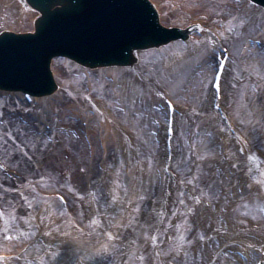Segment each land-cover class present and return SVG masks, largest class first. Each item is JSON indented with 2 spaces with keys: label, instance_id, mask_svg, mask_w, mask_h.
<instances>
[{
  "label": "bare ground",
  "instance_id": "bare-ground-1",
  "mask_svg": "<svg viewBox=\"0 0 264 264\" xmlns=\"http://www.w3.org/2000/svg\"><path fill=\"white\" fill-rule=\"evenodd\" d=\"M149 1L154 8H159V13L157 11L156 16L159 23L163 26L191 28L186 32V35L190 36L189 41L186 43L189 48L184 49L187 51L186 55L191 56L196 51L202 50L203 47L210 46L209 49L214 47L210 52L211 54L216 53L222 59L227 58L229 53L223 48H218L220 46L224 47V42H230L229 44L231 45L234 38L224 36L222 29L217 26V21L225 22V19H227L225 16L221 20V12L218 13L217 11L221 8L220 11L224 10L226 12L225 3L227 2L232 7H239V4L243 5L240 2L241 0ZM252 5L257 6L254 3ZM165 11H167L166 14H164ZM185 11L189 13L187 14ZM260 12V7L258 6L254 12L248 15L252 29L254 24L258 25L259 19L262 18ZM37 15L38 12L28 4L27 0H0V34L10 33V31L28 33L34 30L37 25ZM183 16L186 17L187 21L183 20ZM246 33L247 31H245ZM249 35L246 34V37ZM255 35L262 36V34ZM167 39H161L159 46L149 43L146 48L153 52H157V50L160 52L167 44L176 42L185 45L182 36L177 41L174 37L170 40L168 39V41ZM210 40H214V42L209 44ZM254 44V42H250L249 46ZM249 48L247 46L245 55H248L247 51ZM188 49H190L189 52ZM140 52H142L140 49L133 51L128 67H119L118 65L117 67H107L103 66V63L91 65L86 63V66H84L78 62L79 67L76 69L70 68L62 59L51 57L49 75L55 85L52 90L41 96L39 103L35 104L36 108L34 109L40 116L50 117L55 125H64L63 128L59 126L57 130L58 137L55 138V141L47 136L49 131L41 133L40 128H37L36 122L38 121L31 119L29 113L25 111L24 106H28V103L20 100L19 92H14L13 97L5 91V88L11 89V86L0 84V99L7 102V109L10 107L9 111H2L0 116L1 120H6L4 126L0 124V128L8 132L0 137L1 182H5L3 185L9 189L12 186V182H15V187H21L22 181L27 182L26 184L33 183L43 190L48 187L58 188V185L65 188L67 185L72 195H70L69 202L67 201L65 205L68 208H73V211L76 208L75 213L85 215L82 222L77 218L74 223L76 225L71 227L70 230L64 229L62 226L58 231L52 230L49 233H44L43 235L46 237L43 239L41 255H33L35 249L24 251L25 247L23 250L0 249V252H17L16 255H20L24 262H22L23 264L31 261L34 263L44 258L43 254L47 253V256H49L50 252L54 250L64 252L62 254L63 260L58 262L59 264H127L128 260L134 261V259L137 264H155L157 255L162 253L165 246L170 244L169 248L174 249L175 257L169 264H257L260 258L264 259V226L262 225L261 229L249 234L239 230L238 228L242 225L243 218H237L236 211L233 212L240 206L242 209L245 206L242 202L251 196L256 199L255 197L264 195L263 149L251 150L250 145L245 141L246 139L240 136V132L237 135L242 140L239 138L238 140L244 146L246 155H236L228 152L226 156H221L216 151L213 159L219 161V169L212 171L206 177L207 185H204L211 186L206 190L201 182L200 184H197L199 181L194 183L196 177L194 179L189 177L192 180L187 179L189 183L187 184L188 186H185L186 176L191 174V172L186 171V175L184 172L182 177L181 174L174 170V163L178 155L176 150L175 159L171 164L174 174L165 173L163 184L159 183L158 180L154 194L151 187L152 183L147 185V178L149 177H147L146 170L148 169L149 175H152V181H156L158 173L156 163L154 165L155 159L154 161L152 160L153 164L148 166L149 168H144L145 170L138 166V163L133 164L134 161L122 162V159L120 160L124 149L130 147L128 140L125 139L129 138L134 131L129 128L121 129V124L115 118H120V116H113L112 118L108 115L105 118L102 116L104 114L102 111L108 112L103 107L106 106L109 99L111 104L107 105L111 110L115 107L123 106L118 97L121 96L122 99L123 94L121 93L128 89L131 93L128 95L126 91V95L129 98H135L133 95L137 91H131L130 86L126 83L127 79L125 76L126 71H132L133 69L134 71H140L142 69ZM201 53L203 52L200 51L199 55ZM201 61L202 64H205V68L202 72L196 73V80H200L199 77L202 73L208 76L212 66H215L214 59L207 55L202 56ZM71 63L75 64V62ZM231 64L232 61L227 60L221 90L217 88L212 91L209 88L206 93L210 97L209 101L211 102L214 99V94H216V105L220 106L222 104V108L226 109L224 110L226 116L236 120V114L225 106L228 97L232 98L234 92L233 81L230 76L228 77L232 68ZM95 65L96 67H94ZM107 70L112 72L111 77L104 76ZM195 71L196 68L192 72ZM262 86L264 84L259 86L258 90L262 92L259 93V98L262 99L260 102L263 103L264 108V87ZM80 87L83 88L80 89ZM132 87H134L133 84ZM10 89H7L8 92L13 91ZM86 89L90 92L81 93V91H86ZM77 94H80L79 96L82 98H84L83 95H87L86 101L90 103L88 106L96 109L95 115L89 111V107H86L88 109H83ZM109 94H111V97ZM187 95L188 93L184 97ZM73 99H76V101H73ZM175 102L179 106L183 105V109L188 105V102L181 103L178 99ZM62 103H65L63 106L66 105L60 112V114L66 115L64 122H60L57 113H55L57 106L62 105ZM20 105L21 108H18ZM68 105L71 106L70 109H67ZM0 109L2 110L1 107ZM130 110L132 109L130 108ZM152 111L160 114L157 124L161 126V130H164L165 123L162 122L161 115L163 113L168 115V108H159V110L154 109ZM76 112H79V115L85 113V117L90 119L88 128L92 133L90 136L91 145L88 144L89 135L86 134V129L88 128H84L81 125L79 119L74 115ZM181 115H176L175 129L178 133ZM201 117H204L212 127L221 126L219 132L226 133L228 138L226 144H229L230 141H235L234 130L230 131L227 129L224 120L220 116V110L214 109L213 105L209 106L206 113L201 114ZM96 119L103 121L105 124L101 132L104 136V143L106 142L103 148H101L98 140L99 127L98 123L95 122ZM162 131H160L162 145H159L158 150L162 160L157 161V163L162 161L164 165L167 164V159L165 158L167 155L165 137L167 136L163 135ZM175 139L177 141V135ZM257 144L260 145L259 143ZM104 150L106 155L103 153ZM196 150H199V147ZM91 151L95 152L94 158L90 155ZM251 155L254 159L249 163L247 160ZM117 156H120V161L114 160L117 164L108 168L110 160ZM102 161H104V167L101 169L96 165H99ZM9 163L17 167L20 175L11 174L10 169L7 170L5 168L6 165H11ZM15 166L10 167L14 168ZM123 170L129 173L127 182L124 180L126 177L122 176ZM250 173H253L252 178ZM212 174L215 175V179ZM247 174H249V181ZM218 176L220 177L218 178ZM219 180L223 185H220L217 189L213 188L212 182H219ZM250 181H255L256 186L251 191H245V184ZM239 183H242V186ZM106 184L107 187L105 186ZM14 191H17L20 198L25 193L32 195L27 188H21V190L16 188ZM101 196H108V201L113 205L112 209L114 207L118 208L114 212L106 214L103 212L98 213L96 206H93L95 208L90 206L88 208L89 211H87V203L91 202L94 204L99 201L95 200L97 199L96 197ZM3 199L0 196V204H5ZM254 199L253 201L256 202ZM48 205L49 203L43 201L41 211L44 215L47 212L51 215V208ZM215 206H219L221 209L219 214L213 209ZM44 209L48 211H44ZM36 215L40 222L36 223L37 227L34 226L33 228H35V231L40 228L39 232H42L41 230L45 229L46 226L43 222L44 215L42 216L39 210ZM73 215L77 217L76 214ZM62 216L64 218L67 217L68 211H64ZM86 218L89 221L85 223L83 221ZM78 224L83 225L80 226ZM171 224L173 225L172 227ZM168 226L170 229L166 230ZM126 228H129L128 231ZM164 232L168 235V232H170L172 235L164 238L161 244L160 241ZM85 236H91L92 238L89 239ZM59 237L63 239L56 243V238ZM59 244L62 245L63 250L56 247ZM22 245L25 246L27 243ZM180 246L181 248H179ZM81 247H83L82 250ZM68 252L70 253L69 259L67 258ZM7 260L6 258L0 259V264H9L5 263ZM262 262L264 264V260ZM164 264H168V261L164 262Z\"/></svg>",
  "mask_w": 264,
  "mask_h": 264
},
{
  "label": "rangeland",
  "instance_id": "rangeland-1",
  "mask_svg": "<svg viewBox=\"0 0 264 264\" xmlns=\"http://www.w3.org/2000/svg\"><path fill=\"white\" fill-rule=\"evenodd\" d=\"M240 2L243 5L239 4V7H232L227 2L225 3L226 7L224 6L225 10H227L226 12L224 10L220 11L221 8H219L217 11L218 13L221 12V20L225 16L227 17V19H225V22L217 21V26L222 29L223 34H225L224 36L234 38H232L234 41L231 43V45L229 44L230 42H225L231 47L233 52V60L231 64L232 68L228 74V77H231L234 84L233 96L232 98L230 96L228 97L226 105L228 109H231L236 114V123H238V125L240 124L242 132L244 133V136L249 144H251L255 149L262 148L264 152V108L263 103L260 102L262 99L259 98V93L262 92L258 90V87L264 84V49L260 46H255L248 51V55L242 58L238 56L240 44L246 34H262V36H264V16H261L262 18L259 19L258 25L254 24V28L252 29L250 27L248 15H250L251 12H254L255 9L254 7L247 6L245 4V0H241ZM166 13L167 11H165L164 14ZM185 13L188 14L189 12L185 11ZM183 20L187 21L185 16H183ZM245 31H247L246 34ZM211 42H214V40H210L209 44ZM187 48H189V46L186 43L185 45H183V43L179 44L175 42L173 44H167L160 52L158 50L157 52L144 50L140 52L142 57L141 71H126L125 77L127 79V85L130 86L131 91H137L136 94L133 95L135 97V100L131 97L130 99L129 96L126 95V91L128 92V95H130L131 92L129 89L126 90V88H124V90L126 91H123V93H121L123 94L122 99L121 96L118 97V100L123 106H120L119 108H113V106V110H111V108H109L108 106L111 104V101L109 99V101L107 102L108 105L106 104V106L103 107V109L107 110L108 112L102 111L104 112L102 116L105 118L106 116L108 117V115H110L112 118L113 116H120V118H115L121 124V129L129 128L132 129L134 133L130 135L129 138L127 137V139H125L128 140V144L130 147H126V149H124L121 158L120 156H117L116 158L114 157V159L112 158L109 165L107 166L108 168H111L117 164L116 162H114V160L120 161L122 159V162L134 161L133 164L138 163V166H141L143 169H147L149 168L148 166L153 164L152 160L154 161L155 159L156 162L154 161V165L156 163L157 173L158 175L160 174L158 172L160 169V165L157 164V161L162 160V158L158 154L160 145V128L157 124V118L155 119L156 116H159V113H156V111H152V105L155 104L154 97L157 99L161 97L163 93H168L177 98L181 103L188 102L187 110H185L184 114H182L179 118V133L177 135L176 141V152L178 153V155L176 157L175 163L176 170L179 174L182 175V177L184 172L185 175L186 171L191 172V174L186 176V181L184 182L185 186L189 183L187 181L189 177L193 179L196 177L194 183H196V181H199L197 184H200L201 182V184L207 185L206 177L211 174L212 171H216L217 169H219V161L213 159L215 156V152L217 151V153L221 156H224L225 154L219 152L218 150V134L214 133L215 126L212 127L204 117H201V114L206 113L208 107L210 106V97L207 95L206 91L210 86L213 68H211V71H209L208 76H205L204 73H202L199 77L200 80H196V71L192 72L193 69L197 68L202 62L201 57L206 55L210 56V52L214 47L212 49H209L210 46L203 47L202 50L200 49V51L203 52L201 53L202 55H199L200 51H196L191 56L185 54L187 53V51H185L184 49ZM189 50L190 49H188V52ZM62 60L65 61V63L68 64L70 68L73 67L78 69L79 67V65L76 63H71L66 59ZM132 84L134 87H132ZM82 88L83 87H80V89ZM87 92L90 91H88L87 89L86 91H81V93L83 94ZM186 93H188V95L184 97ZM77 95V98L83 105V109H88L86 107H89L88 105H90V103L86 101L87 95H83L84 98L80 97V94ZM109 96L111 97V94H109ZM73 101H76V99H73ZM63 104L65 103H62V105L57 106V108L55 109V113H57V117L60 122H64L65 120L62 118L63 114H60V112H62L63 110V107L66 106H63ZM6 105L7 102L0 99V107L2 108V110L0 109V116L2 115V111L7 112L10 110V107H8L7 109ZM18 108H21V105ZM33 108L36 107L33 106ZM67 108H71V106L68 105ZM130 108L132 110H130ZM92 109L93 108H91L90 110L92 111ZM162 120L164 123V116ZM3 121L4 120H1L0 118V124H2V126H4V123H6V120L4 122ZM6 125L8 126V124ZM59 126L61 125H58V127ZM0 133V137H2L8 132H6L5 129L3 130L0 128ZM47 136H49L51 139H54L55 141V138L58 137L57 130L51 133H47ZM102 137L104 138L103 135ZM98 140L100 141L99 136ZM257 143H259L260 145H258ZM197 147H199V150H196ZM103 162L104 161L96 166L102 169V167H104ZM210 163H212L211 166H209ZM10 166L15 165H6L5 168L8 170L7 167ZM207 167H209L208 171ZM147 170L146 174L147 177H149L147 178V185H149V183H152L151 187L153 188L154 194L159 176L156 178V181L153 182L152 175H149V171ZM128 175L129 173L124 170L122 171V176L124 178L126 177V179H124L125 182H127L128 180ZM212 176L215 179V175L212 174ZM219 177L220 176H218V178ZM191 178L189 180H192ZM1 181L2 179L0 178V196L4 198L3 200H5V204H0V249L22 250L24 248L22 244L26 243L28 240H31L35 236L41 238V242H44L43 239L44 237H46L45 235H43L44 233H49V231L52 230L58 231L62 228V226L64 229L70 230L71 227H74L76 225L74 223L77 218H79L80 222H82V220L85 218L84 214L81 215L75 213L76 208L74 209V211L71 207H69V210H66V208L64 209L63 204L66 203V201L69 200L70 195H72L67 185L65 188H62L58 185V188L48 187L43 190L41 187H37L33 183L26 184L27 182L25 183V181H22L21 187H15V182H12V186H10L9 189L7 186L3 185L5 182L3 183ZM153 185L155 186L153 187ZM220 185H223L220 180L219 182H212V187L215 189L219 188ZM105 186L107 187V184ZM208 187L211 186L204 185L205 190ZM16 188L17 190H21V188H27L32 195H28L25 193L24 195L22 194L20 198L17 191H14ZM55 193H60L63 196V199L58 196H51ZM96 198L97 199H94L99 200L98 202L94 204H92L91 202L87 203V211H89L88 208L90 206H96L98 213L103 212L106 214L112 213L118 208L114 207L112 209L113 205L108 201V196H101ZM253 199L254 198L250 197L242 202V204H245L242 209L240 206L239 208L234 207L237 209L233 210V212L236 211L237 218H243L242 225L238 229L243 230L248 234L254 233L255 231L261 229L260 227L262 225L264 226V197L258 198L257 203L254 202ZM43 201L49 203L48 206L51 208V216L48 212L44 215V213L41 211ZM213 209L217 214H219V211L221 210L219 206H215ZM38 210L42 216L44 215L43 222L46 224L45 229L41 230L42 232H39L40 228L38 231H35V228H33L40 222L36 217ZM44 211L48 210L44 209ZM64 211H68V216L65 218L62 216V213H64ZM73 214H76L77 217H75ZM86 221H89V219L86 218V220L83 222L86 223ZM82 225L83 224H81V226ZM172 226L173 225L171 224V227ZM169 229L170 228L168 226L166 230ZM168 233L169 235L166 232L162 234V238L160 241L161 244L164 238H168L172 235V233ZM62 237L56 238V243H58L57 241H61L63 239ZM85 237H88L89 239L92 238L91 236ZM100 239L102 238L100 237ZM42 245L37 246L38 250L36 254H40ZM61 246L62 245L59 244V246L56 247L63 250V247ZM169 247L170 244L165 246L164 251L157 255L155 264H164V262L167 261L169 264L171 260H174V249ZM179 248H181V246ZM82 249L83 247H81V250ZM12 254H14V257L12 259L13 264L24 263L21 257L16 255L15 251ZM68 254L69 255H67V258L69 259L70 253L68 252ZM43 255L44 258L37 260V262L32 263L31 261L25 264H59L58 262L63 260L62 257L60 258V254L55 250L50 252L49 256H47V253ZM112 258L114 260V256ZM127 264L137 263L134 259V261L128 260Z\"/></svg>",
  "mask_w": 264,
  "mask_h": 264
},
{
  "label": "water",
  "instance_id": "water-1",
  "mask_svg": "<svg viewBox=\"0 0 264 264\" xmlns=\"http://www.w3.org/2000/svg\"><path fill=\"white\" fill-rule=\"evenodd\" d=\"M75 1L76 0H52V2L51 0L48 1L49 4L46 5V7L48 6V8L50 9L51 17L49 16L47 22L48 24L51 25V27L49 28V31L44 30L46 33L44 32L43 36H41L42 41L48 40L50 37H52L50 39L48 48H45V46L44 48L40 47L42 46L41 43H43L41 41L39 42L34 40L29 41L27 39L28 42L19 44V47L22 48V50H19L15 46H13L14 44L11 41L9 35L10 33L0 34V46L8 43L7 44L8 50L0 52V84L13 87L15 85L13 84L12 81L14 79L16 80L20 79L27 82L28 80H33L34 83L39 84L40 86L45 85V87H49L47 88L46 91L52 90L54 88L55 83L54 81L51 80L49 75V64L51 57L47 58V56L50 54L49 50L51 51L53 50L54 48L53 45L56 44L58 45L63 43L60 35L62 34V32H60L59 28H62V30L64 31L67 30L68 32L66 31L65 32L68 35H74L75 33H82L81 30L75 29V26L78 27L77 25L80 22H82L85 12L88 13L89 16L90 13L87 10L86 11L83 10V6H81L80 9L77 8L76 12L73 15V19L71 20L67 14L64 13L62 15L56 14L59 13V11L58 10L53 11V6L54 4H58L59 2L62 3L63 6L65 5L68 9H71L72 8L71 5L76 4ZM117 2H118L116 6L117 9H120L124 14H129L130 18L129 17L123 18L122 20H119L118 18L112 16L109 18L111 20V23L114 25L113 28L115 26H118L119 32L121 34L120 37H116L113 36V33H110L108 36L109 43L111 41L114 42V40H117L116 41L117 43L119 40L121 43H124L123 44L124 47L126 46L133 47L136 44L150 43L151 40L157 41L159 39H165L175 33V31H169L171 29L174 30L173 27H166L167 31L165 30V32L162 29L159 30V27L157 26V24L158 25L160 24L158 19L152 20L149 14H144V16L142 15V17L139 19L138 17L139 13L136 14L135 11L137 10L135 9L139 8V6L137 5H141V4L136 3L135 5L134 2H129L128 0H119ZM106 7L109 8V10L110 9L112 10L110 4H108ZM88 19L90 20V17H88ZM64 20L67 21V23L72 24L71 28L69 26L61 27L62 26L61 22H63ZM104 25H105L104 23L101 24V27H103ZM178 28L180 27H177L176 30H179ZM190 29L191 28L188 27L180 28V30L183 33L188 32ZM179 33L180 31L178 32V34ZM8 38L10 43L9 42L4 43L5 39L8 40ZM55 40H57L58 42L56 41V43L53 44L52 42ZM116 43L113 45L112 47L113 49L116 47ZM102 50H103L102 47H100V48H96L93 51L92 54L95 55V57L93 58L96 60L93 61L94 63H102L105 61H109L108 57L112 55V51H116L117 49L110 51L109 52L110 55L102 54ZM132 56H133V52H130L128 59L129 58L131 59ZM86 62L88 61L86 60ZM33 82L30 81L29 83L34 84Z\"/></svg>",
  "mask_w": 264,
  "mask_h": 264
}]
</instances>
